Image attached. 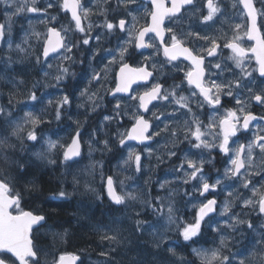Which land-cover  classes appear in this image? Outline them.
I'll return each mask as SVG.
<instances>
[{
    "label": "snow or ice",
    "instance_id": "1",
    "mask_svg": "<svg viewBox=\"0 0 264 264\" xmlns=\"http://www.w3.org/2000/svg\"><path fill=\"white\" fill-rule=\"evenodd\" d=\"M0 4L6 18L0 41L9 51L11 17L36 14L24 17L30 31L15 45L22 56L0 55V65L7 71L27 61L30 70L42 73L30 88L26 79L0 76L11 85L8 105L0 104V264L80 261L57 254L56 241L67 243L70 229L54 230L49 214L31 202L43 196L56 213L83 194L101 202L106 197L115 206L108 222L92 225L102 245L99 264H264V0L259 8L255 0H232L235 15L224 21L229 31L217 29L219 34L209 31L226 15L218 0H171L170 6L165 0H116L112 10L123 7L124 15L111 19L110 0ZM141 9L150 17L143 25ZM94 10L105 17L103 24L89 19ZM185 16L199 26L177 31ZM94 27L104 31L94 33ZM241 33L255 45L242 46ZM249 52L255 67L246 66ZM80 73L84 82L73 87L70 81ZM41 87L56 89L54 98L38 95ZM106 97L111 107H105ZM45 99L47 105L36 111ZM52 113L58 122L67 116L75 127L52 139L40 129ZM93 116L97 122L85 133ZM108 153L116 163L105 171ZM161 165L164 176L154 181ZM79 210L77 203V223L85 218ZM41 232L52 237L51 250L41 243Z\"/></svg>",
    "mask_w": 264,
    "mask_h": 264
},
{
    "label": "flooded vegetation",
    "instance_id": "2",
    "mask_svg": "<svg viewBox=\"0 0 264 264\" xmlns=\"http://www.w3.org/2000/svg\"><path fill=\"white\" fill-rule=\"evenodd\" d=\"M16 3H22L23 0H15ZM47 2V0H38V3H40L42 6L45 5ZM82 2L84 3H88L89 0H82ZM218 2L220 3L222 9H224L226 15L224 17H221L220 19L217 20L216 25L213 29H210V32H214L216 34H219V32H217V29H223L225 31H229V23L224 22L227 21L228 18L234 17L235 13H234V9L232 8V0H218ZM141 3H144V0H141ZM171 0H165V4L166 6H170ZM256 6L259 8L261 6V0H255ZM110 4H111V8L109 9L107 15L109 17V19L115 17V16H122L124 15V8L120 7L118 8L117 11H113L112 9H117V5H116V0H110ZM148 6L150 7V3L148 4ZM105 7H108L107 5H105ZM130 7L135 8L136 5H130ZM10 12L15 11L14 8L9 9ZM50 11H55V10H50ZM36 14H32V13H24V14H20V15H16L11 17V19L14 21L13 24V31H12V36H13V45H12V50L9 51L8 47H7V43H5L4 41H0V49H4L6 50L8 53L10 54H14L15 52H17L19 54V57L22 56L21 53H19L18 51H15V45L16 43H19L23 37V32L24 30H29V26H28V20L25 19V16H29V17H33ZM60 16L63 17L64 13L60 12ZM138 16V20H139V24L143 25L146 20L147 22H150V17H146L145 13L143 11V9H141V11L139 13H137ZM70 18V17H69ZM89 19L95 24H103L105 17L103 15H97L95 14V10L93 12V14L90 15ZM129 21H131V17H128ZM6 22V18H5V5L4 4H0V23H5ZM240 22L243 23V19H240ZM167 23V20H166ZM192 24L193 26H199V20H195L192 19L190 20L188 16H185L184 21L181 24L175 25L177 31H179L181 28L187 30L189 24ZM258 23H260L258 21ZM33 24L35 26V28L39 31H43L44 30V26L39 24L38 20H33ZM87 25L85 24V27ZM30 31V30H29ZM104 31V29L98 28V27H94L93 28V32L94 33H98ZM242 35V40H241V44L242 46L246 47V48H250L251 46L255 45V41H249L247 40L246 36H243V33H241ZM32 43H34V39L31 41ZM115 41L113 40V43ZM192 43H195L197 45L204 43L203 41H196L194 39L191 40ZM23 47L28 48V45H23ZM148 52L151 51V49L146 50ZM6 54L5 51H3L2 53H0V55ZM249 56H252L251 52L248 53ZM137 59H140L139 57ZM159 59H163V56L161 55L159 57ZM211 59V58H209ZM16 60V59H14ZM32 63H35V58L32 57ZM230 63V62H229ZM248 64H251L253 67L256 66V61H255V57L252 56V59L250 61H246V66ZM134 66V65H133ZM84 67L81 65H77V70H79V68ZM14 70V71H13ZM115 71H119V66L117 65L115 67ZM213 71H215V69H213ZM238 71V70H237ZM13 75H16V79L17 81L20 79H26L28 81L27 87H31V82L35 81L36 79H41L42 78V73L38 72V69H29V66L27 64V61H25L23 64L21 63H14L12 65L11 68H9L7 71H5L4 65H0V76H5L8 79H11V77ZM176 75L182 77V73H177ZM258 76V73L256 74ZM84 75L83 73H80V75L78 76L77 80L75 81H70V83L73 85V87H75L76 85H79L80 83L84 82ZM54 83V81H53ZM169 84L172 83L171 80L168 81ZM113 86L111 84L106 85V87H110ZM135 87V85L133 86ZM11 89V85L7 84L5 82L4 79H0V92H3V96H0V104L7 106L8 105V91ZM57 90H47L44 89L43 87H41L38 91V95L40 94V92H44L46 94H50L53 95L54 98V94ZM111 97H106V101H105V107H111V105L107 104V101L110 100ZM228 98H225V100H227ZM47 105V99L44 100V105H37L36 111L40 110V107L42 106H46ZM230 106V105H229ZM17 107H23L22 105H17ZM77 108L75 106V104H73L72 108H71V113L73 115V117L76 116L77 113ZM80 112H83V109L79 110ZM253 111H255L257 114H259L260 110L258 108L253 109ZM20 115H23V112L19 113ZM44 119L46 121L45 124H42L40 126V129L43 130L48 136H50L52 139H57L59 136H65L71 128H74L75 125L72 123L71 120H69L67 118V116L64 117L62 122H58L55 120L54 118V113H52L51 116L45 114ZM80 119H83V116L80 117ZM97 119L95 116H93V120L90 121L86 126H85V133H87L88 131L91 130L92 126L94 123L97 122ZM203 119L205 120V122L207 121V117H203ZM121 123H123V121H121ZM101 135H103V133H101ZM134 144V143H133ZM153 147H155V145H153ZM85 160L84 163L87 164L88 163V159H87V146L85 145ZM126 155V153H125ZM93 156L99 160L102 158V154L100 152H95L93 153ZM103 161H104V167H105V171H109L111 170L112 166L116 163V160L113 159L112 154L108 153L107 155L103 156ZM156 161L153 158L152 163L154 164ZM216 166L217 168H220L221 173H222V165L219 162V157L217 158L216 161ZM166 166L165 165H161L160 169H156L153 173V180H157V178H162L164 176V168ZM208 171L212 174V176L214 177L216 175L215 170L212 168L211 165H207L206 166ZM50 172V169L48 170ZM99 171V169H98ZM134 172V170H133ZM122 178V177H121ZM258 179V178H257ZM43 180L47 181L48 180V175H44L43 176ZM71 178H69V184H68V189L71 190ZM96 183L99 184V178L97 177ZM129 184H131L132 182H128ZM140 184H143V178H141L139 180ZM47 187L48 185L45 184V196L47 195ZM82 192H83V188H81ZM156 191V188H153V192ZM241 191H243L241 189ZM224 195L223 193L220 194L219 199L222 202L224 199ZM27 199V198H26ZM90 199V200H88ZM83 200L84 203H89L93 200V198L91 197L90 194H83ZM87 200V201H86ZM44 201V197L43 196H38V197H34L32 203V207H34L37 211H45L49 214L50 216V224L53 225L54 229H59V224H55V222L53 221V218L51 216L52 212L49 209V206L45 203H43ZM75 202V203H74ZM78 201H75V198L73 197L70 201L66 202L65 204H67L66 207L64 208V211H60V212H65L66 210L70 211L69 213H71L73 215L74 212L77 211V204ZM107 202V198L105 197L103 202H100V205L97 206V208H99V210L93 213V217H91L90 219L95 217V214H97L99 216L100 219H104V221L106 220V216H107V208L112 210L114 207L109 206L106 204ZM70 204V205H69ZM69 207V208H68ZM76 207V208H75ZM26 210H28L26 208ZM68 213V214H69ZM81 213V209L79 210V214ZM65 214V213H64ZM67 215V214H66ZM68 217V215H67ZM69 221H73L70 220V215H69ZM73 218L76 219L75 221H77V217L73 215ZM57 219V218H56ZM73 223V222H72ZM208 246V245H207ZM101 259H104L103 257H101Z\"/></svg>",
    "mask_w": 264,
    "mask_h": 264
},
{
    "label": "trees",
    "instance_id": "3",
    "mask_svg": "<svg viewBox=\"0 0 264 264\" xmlns=\"http://www.w3.org/2000/svg\"><path fill=\"white\" fill-rule=\"evenodd\" d=\"M65 204L63 207H66ZM58 209L59 211H64V208ZM63 209V210H62ZM56 212L52 213L51 216L55 224H59V229H55L57 231H62L63 228L70 229V238L67 243L61 242L59 240L55 243V249H68L73 251L74 253L82 256V264H99V261L96 262H88L92 257L100 258L98 253L100 252V247H102L101 242L99 240L98 234L92 230V225L96 223H100L102 219H99L98 216L96 218L89 219L93 217V213L96 212L95 206H90V208H86L81 210L80 215L85 217L84 219H80L79 223H76V219L73 218L74 223L70 222L65 212ZM70 211H68L69 213ZM59 213V214H58ZM65 213V214H64ZM70 214V213H69ZM68 214V216H69ZM97 215V214H95ZM59 216V217H58ZM57 217V219H56ZM61 217V218H60ZM65 218V219H64ZM64 219V220H63ZM68 220V221H67ZM77 225V226H76ZM76 229V230H75ZM46 238L44 240L41 239V243H44L49 248H53V240L50 235L43 234ZM96 238V239H95ZM94 239V240H93ZM98 239V240H97ZM115 256V255H114ZM122 264H126L127 262L120 261Z\"/></svg>",
    "mask_w": 264,
    "mask_h": 264
},
{
    "label": "bare ground",
    "instance_id": "4",
    "mask_svg": "<svg viewBox=\"0 0 264 264\" xmlns=\"http://www.w3.org/2000/svg\"><path fill=\"white\" fill-rule=\"evenodd\" d=\"M80 198V197H79ZM88 200H90V199H88ZM76 201V200H75ZM87 201V200H86ZM82 202H84V200H82ZM100 200H92L91 202H89V204H83V207H82V210H84V209H86V208H90V206H95V208H96V210L98 211L99 210V208H97V206H99L100 205ZM75 203V202H74ZM76 204H77V202H76ZM70 205V204H69ZM69 208V207H68ZM76 208V207H75ZM63 210V209H62ZM59 211V210H58ZM57 211V212H58ZM60 212V211H59ZM59 214V213H58ZM70 215V220H73V215L70 213L69 214ZM110 215H112V211L110 210V209H108L107 208V216H106V220L104 221V219L100 222V223H106L107 221H108V217L110 216ZM96 217L98 216V215H95ZM59 217V216H58ZM69 217V216H68ZM96 217H94V218H96ZM57 218V217H56ZM61 218V217H60ZM98 218H99V216H98ZM65 219V218H64ZM63 219V220H64ZM69 219V218H68ZM100 219V218H99ZM68 221V220H67ZM50 222V221H49ZM72 222V221H71ZM74 222V221H73ZM77 223V222H76ZM77 226V225H76ZM76 230V229H75ZM44 233L42 232V235H43ZM96 239V238H95ZM94 240V239H93ZM98 240V239H97ZM106 243V242H105ZM49 248V247H48ZM91 260H92V258L91 259H89V261L88 262H91ZM102 260V259H101ZM100 260V261H101ZM81 261H82V259H81Z\"/></svg>",
    "mask_w": 264,
    "mask_h": 264
},
{
    "label": "rangeland",
    "instance_id": "5",
    "mask_svg": "<svg viewBox=\"0 0 264 264\" xmlns=\"http://www.w3.org/2000/svg\"><path fill=\"white\" fill-rule=\"evenodd\" d=\"M7 47H8V45H7ZM15 51H17L16 50V48H15ZM5 52H6V54H8V55H11L12 57H13V59H17L18 57H19V54L17 53V52H15L14 54H10V53H8L6 50H5ZM2 55V54H1ZM48 91L49 90H54V89H51V88H49V89H47ZM70 191V190H69ZM81 192H82V190H80ZM83 193V192H82ZM80 197V198H79ZM74 198H75V200L76 201H78V203H79V206H80V209L82 210V207H83V204H84V202H82V200H83V195H76V196H74ZM85 204H89V203H85ZM77 206V205H76ZM82 206V207H81ZM65 213L68 215V210H66L65 211ZM108 222V221H107ZM74 223V222H73ZM50 249V248H49ZM100 249H101V247H100ZM51 250V249H50ZM113 255H115V254H113ZM51 257V256H50ZM49 257V258H50ZM99 260H101V256H100V258H97V257H95V258H93V260H91L92 262H96V261H99ZM122 262H124L125 260H121ZM127 262V261H126ZM113 264H116V261L114 260L113 261ZM120 264H122L121 262H120ZM127 264V263H126Z\"/></svg>",
    "mask_w": 264,
    "mask_h": 264
}]
</instances>
